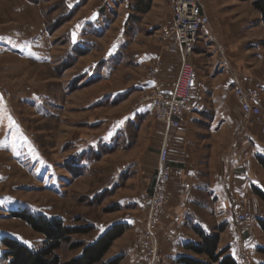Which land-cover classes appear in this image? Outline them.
Segmentation results:
<instances>
[{
    "label": "rangeland",
    "instance_id": "374dc122",
    "mask_svg": "<svg viewBox=\"0 0 264 264\" xmlns=\"http://www.w3.org/2000/svg\"><path fill=\"white\" fill-rule=\"evenodd\" d=\"M63 1L0 0V35L5 45L0 51L19 55L4 51L0 55V88L8 94L6 100L0 94V264H9L4 240L34 249H41L46 241L25 221L13 218L15 212L60 219L70 228L92 229L60 243L55 252L60 263L81 254L83 248L72 250L73 244L85 247L117 224L126 227L125 236L97 264H126L121 253L132 235L131 217L142 219V229L147 219L144 205L140 203V208L135 202L141 191L136 161L139 151L150 149L152 132L161 124L151 117L149 106L137 105L139 78L144 52L161 40L164 25L156 24L170 20L173 0H129L126 6L114 0L104 6L98 20L77 31L75 44L69 29L72 23L102 0H87L73 15L64 10ZM256 1L197 0L200 13L202 3L213 22L223 15L244 23L250 36L243 46H255L264 57V27L253 6ZM147 3V13H138L136 9ZM132 7L135 10L123 25L120 16ZM188 62L192 65L191 57ZM225 62L226 71L233 72L227 58ZM166 198L156 222L158 240L162 221L170 220L166 217L172 205L168 193ZM259 204L264 209V201L260 199ZM200 209L194 208L197 225L205 233L218 235L219 251L233 225L224 213L213 218ZM256 229L258 225L251 235L264 245V233ZM184 230V245L199 241L194 231ZM253 248L252 264H259L254 255L264 259V252ZM180 253L178 257L207 261L184 247ZM158 255V264H178V257L173 258L175 262L163 259L159 248ZM237 263L241 264L238 258Z\"/></svg>",
    "mask_w": 264,
    "mask_h": 264
},
{
    "label": "crops",
    "instance_id": "0c3cea01",
    "mask_svg": "<svg viewBox=\"0 0 264 264\" xmlns=\"http://www.w3.org/2000/svg\"><path fill=\"white\" fill-rule=\"evenodd\" d=\"M82 1L64 0L62 5L64 10L68 11L76 8L74 13L76 14L87 0ZM113 1L102 0L99 5H91L85 10L87 12L76 17L69 28L70 31H78L82 26L98 20L104 6ZM128 2L129 0H122L125 6ZM131 9H128L124 16H120L123 25L128 22L130 11L135 10L134 7ZM201 13L209 19V25L200 32L191 56V63L195 69L194 87L181 119L180 128L171 131L169 135L171 181L168 194L172 205L170 213L166 216L170 220L162 221L157 242L163 259L168 258L171 262H175L174 257L181 255L180 249L185 243L182 241L187 238L184 229L192 232L195 229L202 231L201 226L197 225L199 217L194 208L205 210L210 217L220 218L223 213L225 215L229 191L234 193L240 211L249 212L258 216L259 221H264V209L259 204L260 199L264 201L260 197L264 195V168L260 164V160L264 161V135L261 134L259 125L253 122L246 123L239 132H235V124L241 116V111L240 104L233 94L235 85L259 90L263 99L262 117H264V57L257 49H253L255 46H252V49L243 46L250 35L245 34V24L238 21V18L222 15L220 18L214 17L213 22L202 3ZM169 15V21L165 19L156 25L159 28L163 25L170 26L172 15ZM78 24L80 28L77 30ZM3 42V37L0 35V46H5ZM199 43L201 48L198 47ZM223 50L225 51L223 56L228 55L225 59L227 58L230 68L236 75L235 80L226 75V62L220 55ZM3 51L5 54L19 56L5 49L0 51L2 56ZM143 55L145 66L139 84L145 80L147 67L155 60H160L162 66L158 81L164 91H170L180 62L172 42L157 40L156 44L147 48ZM162 133V125L157 126L152 132L150 141L152 146L148 151H139L140 157L136 161L139 169L137 181L141 191L135 202L140 208H142L141 200L150 196L153 191ZM131 220L133 224L130 225V229L133 231L121 253L122 262L142 264L141 224L143 222L136 217H131ZM259 221L253 228L259 226ZM256 230H261L260 226ZM251 234L253 235L250 231L244 238V246H250L253 250L255 246L263 254V243ZM123 236L114 242H118ZM237 238L235 231H231L229 240L224 241L222 248L228 249V254L236 262L239 251ZM117 257L120 255H116L115 258ZM254 257L255 263H264L259 253Z\"/></svg>",
    "mask_w": 264,
    "mask_h": 264
},
{
    "label": "built area",
    "instance_id": "2783aa9c",
    "mask_svg": "<svg viewBox=\"0 0 264 264\" xmlns=\"http://www.w3.org/2000/svg\"><path fill=\"white\" fill-rule=\"evenodd\" d=\"M171 14L172 24L162 27L161 40L171 41L174 52L179 56V69L173 88L170 91L162 89L158 81L162 63L160 60H155L147 67L145 80L140 84L138 99V105L149 106L153 119L163 127L153 191L149 198L141 200L147 210V219L141 234V246L144 250L142 264H158L159 262L156 222L157 218L163 214V206L167 202L166 197L171 181L169 135L171 131L178 130L181 126V119L195 83V71L188 59L194 52L199 32L209 25L208 18L200 13L197 0H173ZM226 74L235 80L233 72L227 70ZM0 94L5 100L8 99L7 92L1 88ZM233 94L240 104L241 111V116L235 124V132H239L246 123L253 122L259 125L260 132L264 135L260 91L235 85ZM227 201L225 215L238 235L236 240L239 245L238 260L241 264H252L253 249L250 246H244L243 237L250 233L253 225L260 218L244 210L240 211L236 197L231 191L227 193Z\"/></svg>",
    "mask_w": 264,
    "mask_h": 264
},
{
    "label": "trees",
    "instance_id": "16d2710c",
    "mask_svg": "<svg viewBox=\"0 0 264 264\" xmlns=\"http://www.w3.org/2000/svg\"><path fill=\"white\" fill-rule=\"evenodd\" d=\"M253 6L260 13L261 23L264 27V0H257L253 3ZM149 7V3H147L143 8H137L136 10L138 13L143 14L149 10ZM76 10L74 8L69 14L73 15ZM260 164L264 168L263 160H260ZM260 197L264 200V195H260ZM12 217L25 221L33 231L42 234L46 241L41 249H34L27 248L14 240H4V245L7 249L5 257L9 261V264H97L103 259L113 242L126 231L125 226L116 224L106 229L99 237L85 247L82 244H73L72 250L83 248L81 254L67 263H60L58 257L55 255L60 243L68 241L73 235L88 234L91 232V228H70L64 226L60 219L46 218L42 215H31L27 212H15L12 213ZM259 226L264 233V221H259ZM194 232L198 236L199 241L197 243H186L184 249L196 255L207 257V261L203 262L181 256L176 261L178 264H238L232 256L226 255L228 249L217 250L218 235L214 233L208 234L198 229H195ZM113 262L110 264H115Z\"/></svg>",
    "mask_w": 264,
    "mask_h": 264
},
{
    "label": "snow or ice",
    "instance_id": "6c2138e0",
    "mask_svg": "<svg viewBox=\"0 0 264 264\" xmlns=\"http://www.w3.org/2000/svg\"><path fill=\"white\" fill-rule=\"evenodd\" d=\"M80 28V25L78 24L77 26H76V29L78 30ZM72 38H73V43L75 44L76 42H77V31H73L72 32ZM113 47H115V45L113 46ZM112 53H111V50H110V52H109V55H111ZM107 138V137H106ZM103 230V228H101V231ZM28 246L29 247H31V243L30 242H28Z\"/></svg>",
    "mask_w": 264,
    "mask_h": 264
}]
</instances>
